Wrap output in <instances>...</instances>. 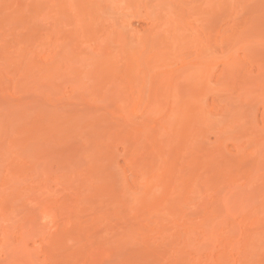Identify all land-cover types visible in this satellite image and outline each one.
Listing matches in <instances>:
<instances>
[{
    "label": "rangeland",
    "instance_id": "1",
    "mask_svg": "<svg viewBox=\"0 0 264 264\" xmlns=\"http://www.w3.org/2000/svg\"><path fill=\"white\" fill-rule=\"evenodd\" d=\"M136 1L0 0V264H264V0Z\"/></svg>",
    "mask_w": 264,
    "mask_h": 264
},
{
    "label": "bare ground",
    "instance_id": "2",
    "mask_svg": "<svg viewBox=\"0 0 264 264\" xmlns=\"http://www.w3.org/2000/svg\"><path fill=\"white\" fill-rule=\"evenodd\" d=\"M133 1V0H132ZM136 1V0H135ZM170 3H175V4H178V3H181V4H187V3H189V2H187V1H183L182 0V2H181V0H168ZM137 2V1H136ZM139 2V1H138ZM160 2H162V0L160 1ZM163 2H164V0H163ZM186 2V3H185ZM134 4V3H133ZM157 4V3H156ZM163 6H161V7H166V9H168V7L170 6V4L169 3H167V1L165 0V2L162 4ZM179 5V4H178ZM160 7V8H161ZM165 9V10H166ZM162 11H164V9H162Z\"/></svg>",
    "mask_w": 264,
    "mask_h": 264
}]
</instances>
